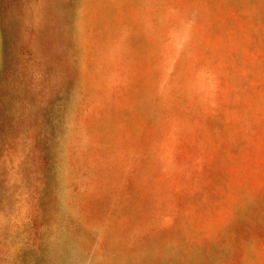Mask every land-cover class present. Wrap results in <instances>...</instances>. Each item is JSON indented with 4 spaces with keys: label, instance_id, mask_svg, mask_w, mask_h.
<instances>
[{
    "label": "rangeland",
    "instance_id": "obj_1",
    "mask_svg": "<svg viewBox=\"0 0 264 264\" xmlns=\"http://www.w3.org/2000/svg\"><path fill=\"white\" fill-rule=\"evenodd\" d=\"M0 264H264V0H0Z\"/></svg>",
    "mask_w": 264,
    "mask_h": 264
}]
</instances>
